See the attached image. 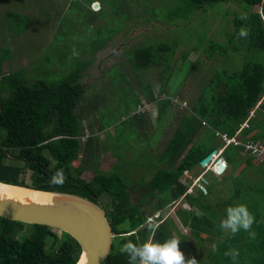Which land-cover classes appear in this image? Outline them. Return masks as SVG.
<instances>
[{
    "label": "trees",
    "instance_id": "1",
    "mask_svg": "<svg viewBox=\"0 0 264 264\" xmlns=\"http://www.w3.org/2000/svg\"><path fill=\"white\" fill-rule=\"evenodd\" d=\"M188 2L191 7L184 15L186 21L189 20V14L200 9L213 10L215 7L238 5L236 3H243L247 9L238 5L242 10L234 13L231 20L233 29L230 33L226 31L224 42L205 36L195 51L198 56L194 61H188V50L178 52V49L165 44L139 45L129 50L128 60L130 58L131 72L139 85L138 94L144 97L142 103L155 104L158 108L157 126L152 135L160 128L169 129L172 121L177 124L168 143L163 146L159 162L164 167L157 170L150 182L140 187L144 193L136 201L131 199V183L120 172L101 173L96 170L93 178L85 181L82 179L85 170L73 164L80 156L81 138L84 136L77 114L84 100V72L94 64L95 53L103 50L118 32H108L114 37L93 46L86 66L59 82L45 79L27 81L22 70L3 74V63L13 60L14 54L8 47H0V183L74 195L101 206L114 235L111 252L103 264H128V257L121 253L120 248L129 241L137 245L163 244L166 240L178 238L183 255L184 244L190 240L196 241L194 247L204 246L199 247V250L207 249L205 243L216 237L212 231L218 216L213 211L215 204L212 197L217 189L208 182H200L204 190L196 189L195 195H189L186 194L188 186L183 180L192 183L188 176L196 167L200 171L195 173L194 179L199 178L204 172L200 162L212 151L222 148L221 157L227 166L239 169L241 176L235 177V183L245 186L247 191L237 189L230 197L228 194V202H215L216 206H220L219 210L222 211V205L225 204H229V207L237 201L245 204L254 222L250 230L242 234L249 238L248 242H255L256 237L257 240L261 237V242L255 243L264 253V189L255 191L250 183H244L246 176L254 172L264 177V158L257 161L258 158L250 156L244 147L251 143L264 146V0ZM145 4L146 0L140 6ZM44 5H47L45 10L50 15L53 0H29L26 8L34 6L39 10ZM182 14L183 11L176 8L170 13V20L174 21ZM227 14L228 11L224 16ZM22 18L24 27L21 34L29 27V23L31 26L34 24L27 15H22ZM157 26L161 25L155 22L151 28L146 27L152 31L159 28ZM235 58L242 60L239 66L235 65ZM227 61H231L230 65L225 63ZM208 63H216L218 67L207 70ZM201 66L206 71L197 80L192 74ZM152 80L158 82L157 91L152 89ZM191 85L194 90L199 88V93L192 97L188 108L183 109L174 100L188 102ZM180 109L183 112L177 120L176 112ZM245 123L247 127L243 126ZM218 135L236 139L240 144L225 146ZM91 145L92 139L89 138L85 146L89 149ZM207 174L221 185L230 175L224 171L217 178L213 173L206 172L203 177ZM244 193L246 197L240 200V194ZM182 197L192 209L175 207L174 216L182 229L189 230L188 238L179 232L170 218L158 216L152 222H147L150 214L173 208V203ZM147 199L155 201L149 212L145 210ZM219 214L222 215V212ZM26 228H29V234L22 238ZM224 233L225 239L217 242L214 250L208 252V264H235L237 259L240 263L236 264H254L253 256L246 255L245 259L233 257L235 251L231 250V241L238 237L228 231ZM217 234H222L220 229ZM80 253L78 243L65 233L45 226L25 225L0 218V264H76ZM189 259L185 258V261Z\"/></svg>",
    "mask_w": 264,
    "mask_h": 264
},
{
    "label": "rangeland",
    "instance_id": "2",
    "mask_svg": "<svg viewBox=\"0 0 264 264\" xmlns=\"http://www.w3.org/2000/svg\"><path fill=\"white\" fill-rule=\"evenodd\" d=\"M28 1L0 0V47H8L14 54L13 60L3 63V74L22 70L27 81L34 82L37 79H45L48 82H59L71 76L72 73L81 71L86 66L88 63L86 59L89 54H92L93 46L114 37L108 32H118L117 36L109 41L103 50L95 53L94 64L84 72L82 79L85 89L84 100H82L83 105L77 110L84 136L81 138L80 156L73 164L75 167L80 166L85 170L82 174V179L85 181L91 180L96 170L101 173L120 172L131 183L132 201L138 200L144 191L135 189L150 182L157 170L164 167V164L159 162L163 146L168 143L177 124L176 121H172L169 129L162 130L160 128L152 135L157 126L158 108L155 104L143 105L144 97L138 94L137 86L139 85L136 84L137 80L132 74L130 58L128 60L129 50L139 45L165 44L178 49V52L183 49L188 50V61H194L198 56L195 51L205 36L208 39L224 42L226 31L228 30L230 33L233 29L231 20L234 18V13H240L242 10L238 5L246 9L247 6L243 3H236L238 5L215 7L213 10L200 9L189 14V20L186 21L184 15L191 7L188 0H146L144 6L140 5L145 0H138V2L137 0H53L54 5L50 15L45 10L47 5L39 10L34 6L26 8ZM38 1L46 2V0ZM72 2L77 3L73 4ZM92 2L93 4L90 5ZM95 4H98L97 9L93 7ZM176 8L183 11V14L171 21L170 13ZM226 11L228 14L224 16ZM22 15L29 16L34 24L32 23L31 26L29 23V27L21 34L24 27ZM155 22L161 26L150 31L146 26L151 28ZM120 29L122 30L119 32ZM124 31L127 33L125 34ZM225 63L230 65L231 61ZM241 63L242 60L235 58V65L239 66ZM208 64H206L207 70H210L211 67H218L216 63ZM204 71H206L205 68L201 66L194 70L192 75L198 80L201 79ZM202 80L199 82L200 85ZM156 81L152 80L154 91H157L158 82ZM190 92L188 102L180 103L177 100L174 102L179 103L181 108H188V103L192 101L193 96L199 93V88L194 90L192 87ZM182 112L181 109L178 110L175 119L178 120V115ZM139 119L143 121H138ZM89 138L92 139V145L88 149L85 144ZM218 152L220 151L218 150L217 154ZM216 155L204 168V172L199 178L194 179L195 173L198 174L200 171L198 167L188 176V179L192 181L189 185L190 188H187L189 195H195V190L203 187L200 183L203 180L217 189L212 197L215 204L213 211L215 216H218L212 231L216 237L213 236L211 241L205 243L208 245L207 249H198L204 247L203 245L194 247L196 244V241L193 242L194 240L184 244V257L186 259L189 257L198 258L197 264L198 262L199 264H208L210 261L208 252L214 250L217 242L225 239L224 231L226 230L220 225L229 204L222 205L223 210L220 211V206L218 208L215 202H228L231 193L237 189L247 191L245 186L242 187L235 183V177L241 176L239 169L228 167L227 163L224 171L226 175L229 173L230 175L224 179L223 185L216 183L209 174L204 179L203 175L206 172L213 173L215 177H221L222 174L216 175L217 167L214 163ZM257 161L256 163H259ZM243 177L245 178V176ZM244 183H250L255 191L264 189V177L257 172L247 175ZM244 197H246L245 193L240 194L239 198L242 200ZM218 199L222 201H218ZM248 200L251 199L248 197ZM146 201L145 210L149 212L155 201L148 199ZM237 202L231 204L232 207L246 206L240 201ZM181 205L182 207H179L187 208V210L192 209L187 204L182 203ZM246 208L248 210L247 206ZM220 212L222 215L219 214ZM198 214L200 217V213ZM158 216L163 219H172L185 238L190 236L189 230L182 229L176 221L174 209L167 208L153 215L150 214L147 222H152ZM218 229L222 234H217ZM243 232L244 230H240L236 234H232L238 237L235 241H231L233 243L232 252L235 251L238 254L233 257L245 259L246 255L241 253L247 252L248 256H253L254 264H264V253L256 247V243L261 242V237L258 240L256 237V243L248 242L249 238L245 237ZM28 234L29 228H26L22 238ZM229 234L231 233L229 232ZM58 235L60 236V233ZM48 244L51 246V240ZM236 263H240L239 259L236 260Z\"/></svg>",
    "mask_w": 264,
    "mask_h": 264
},
{
    "label": "water",
    "instance_id": "3",
    "mask_svg": "<svg viewBox=\"0 0 264 264\" xmlns=\"http://www.w3.org/2000/svg\"><path fill=\"white\" fill-rule=\"evenodd\" d=\"M95 9L98 4L93 5ZM217 154L214 150L200 162L205 168ZM217 172L226 169L225 160L216 161ZM204 182V180H203ZM18 188L29 192L15 197L7 189ZM45 198L44 200H36ZM0 218L25 225H38L55 229L74 239L81 250L77 264H103L112 248L114 235L105 210L86 199L63 193H50L0 183Z\"/></svg>",
    "mask_w": 264,
    "mask_h": 264
},
{
    "label": "clouds",
    "instance_id": "4",
    "mask_svg": "<svg viewBox=\"0 0 264 264\" xmlns=\"http://www.w3.org/2000/svg\"><path fill=\"white\" fill-rule=\"evenodd\" d=\"M241 34L243 35V33ZM253 222L254 218L246 206L238 205L226 209L220 226L231 234H236L240 230L249 231ZM180 242L178 238L166 240L163 244L143 243L137 245L129 241L121 246L120 251L127 255L128 264H197L195 259L185 261V257L179 249ZM232 255L237 254L232 253Z\"/></svg>",
    "mask_w": 264,
    "mask_h": 264
},
{
    "label": "built area",
    "instance_id": "5",
    "mask_svg": "<svg viewBox=\"0 0 264 264\" xmlns=\"http://www.w3.org/2000/svg\"><path fill=\"white\" fill-rule=\"evenodd\" d=\"M251 115H252V113H251ZM243 126L247 127V124L245 123ZM218 136L222 139V142L225 143V146L230 145V144H233L234 146H236V145L240 144L236 139H228L225 135H218ZM244 147H245V152L249 153L250 156L258 158V159L264 158V146L251 143V144L245 145ZM223 150H224V148L219 149L220 152H218V154L216 155L214 163H216V161L220 158ZM216 167H217V165H216ZM216 172H217V168H216ZM217 174H218V172L216 173V175ZM183 182L188 186V189H189L190 183H188V181L186 179H184ZM200 189L204 190L203 187H200ZM186 194H188V190H187ZM183 199L184 198L182 197L179 200H177L176 202H174L172 209H174L175 207H179V206L182 207L181 204H182ZM183 204H186V203H183Z\"/></svg>",
    "mask_w": 264,
    "mask_h": 264
},
{
    "label": "bare ground",
    "instance_id": "6",
    "mask_svg": "<svg viewBox=\"0 0 264 264\" xmlns=\"http://www.w3.org/2000/svg\"><path fill=\"white\" fill-rule=\"evenodd\" d=\"M7 192H9L11 195H15V197H23L22 195H28L29 192L23 189H18V188H10L7 189ZM44 200L45 198H37L36 200ZM84 263V259L82 258L81 261L78 264H83ZM77 264V263H76Z\"/></svg>",
    "mask_w": 264,
    "mask_h": 264
},
{
    "label": "crops",
    "instance_id": "7",
    "mask_svg": "<svg viewBox=\"0 0 264 264\" xmlns=\"http://www.w3.org/2000/svg\"><path fill=\"white\" fill-rule=\"evenodd\" d=\"M218 178V177H217ZM205 179V178H204ZM207 182V181H205ZM182 203H185L184 201H182ZM182 210H187V208H182ZM241 254H244V255H247L246 253H241Z\"/></svg>",
    "mask_w": 264,
    "mask_h": 264
},
{
    "label": "flooded vegetation",
    "instance_id": "8",
    "mask_svg": "<svg viewBox=\"0 0 264 264\" xmlns=\"http://www.w3.org/2000/svg\"><path fill=\"white\" fill-rule=\"evenodd\" d=\"M139 189H140V188H139ZM139 189H138V190H139ZM140 190H142V188H141ZM153 200H154V199H153ZM150 201H152V200H150Z\"/></svg>",
    "mask_w": 264,
    "mask_h": 264
}]
</instances>
